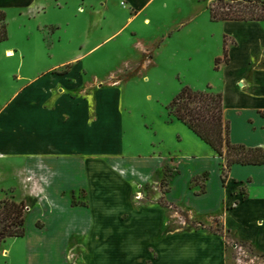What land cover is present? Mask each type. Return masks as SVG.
I'll return each instance as SVG.
<instances>
[{
    "label": "rangeland",
    "instance_id": "1",
    "mask_svg": "<svg viewBox=\"0 0 264 264\" xmlns=\"http://www.w3.org/2000/svg\"><path fill=\"white\" fill-rule=\"evenodd\" d=\"M163 1L154 4L161 7ZM165 1L169 7L157 10L150 22L144 20L151 15L146 8L136 15L125 0H34L40 7L37 16L10 11L9 36L0 42V102L13 92L4 75L10 80L19 72L32 77L41 67L55 65L51 70L61 73L73 66L72 62L60 65L63 61L83 53L85 81L119 82L105 96L99 95L103 109L96 113L93 108L90 113L85 147L70 139L80 155L65 152L38 157L31 164L35 177L32 181L26 175L27 183H22L15 170L20 161L0 163L3 182L13 188L17 200L25 198L26 212L31 208L24 236L6 239L9 257L0 255V264H24L25 257L36 264L84 260L170 264L175 251H180L177 247L197 243L205 232L224 240L226 264H264V252L240 239L245 234L242 211L248 212L250 204L226 210L234 201L232 176L237 178L244 170L234 171L222 187L220 169L225 158H217L208 144L166 110L183 86L206 90L207 81L220 83L221 77L207 68L208 57L220 49L222 32V24L210 19L209 6L223 2ZM182 14L193 19L176 31L173 24ZM170 30L173 35L166 40ZM144 46H150L151 52L143 53ZM7 47L13 49V57L5 56ZM149 56L153 57L151 65L135 73L141 58L144 67ZM94 93L90 91L88 99ZM111 102L117 107L119 124ZM103 125L109 129L101 140ZM55 127L56 134L68 133V128ZM117 163L121 170L113 166ZM202 187L206 193L200 192ZM11 194L12 189H2L0 199ZM42 199L44 209L34 205ZM69 200L72 207L67 210ZM84 200L87 207L77 205L85 204ZM46 205L52 212L63 211L62 215L53 213V220L49 219ZM76 218L92 221L93 228L87 236L73 231L69 239L63 224ZM36 221L44 227L38 228ZM76 242L89 246V251L71 252ZM148 243L158 250V260Z\"/></svg>",
    "mask_w": 264,
    "mask_h": 264
},
{
    "label": "crops",
    "instance_id": "2",
    "mask_svg": "<svg viewBox=\"0 0 264 264\" xmlns=\"http://www.w3.org/2000/svg\"><path fill=\"white\" fill-rule=\"evenodd\" d=\"M125 1L136 15L146 8L151 14L144 18L146 22H150V17H154L157 10L169 7L168 2L165 0L162 2L161 7L154 4L156 0ZM39 9L40 7L34 4V0H0V11L5 14L6 28L10 11L33 17L40 14ZM179 19L178 23L173 24L176 31L189 23L193 17H186V15L182 14ZM212 22L222 24L221 46L217 52L208 57L207 68H211L218 74L221 77V81L219 84L214 83L212 80L207 81L204 88L209 86L211 90L220 92L222 95L223 116L225 121L229 123L230 141L251 147L260 146L264 148V115L261 114L264 111V20H220ZM40 26L41 24L36 26V30H40ZM54 27L58 28L57 26ZM172 33L173 30L167 33L166 40L173 35ZM226 38L229 39V42L226 41L228 60L220 62L216 68L215 58L222 57L224 39ZM7 50H12L13 55L5 56L13 57V49L11 47L4 49L5 52ZM142 51L145 54L150 53V46H144ZM84 58L85 53L75 55L73 58L63 61L60 65L72 62L73 66L61 73L51 70L55 66H58L55 65L48 68L41 67L32 77L21 72L17 75L18 77L14 75L13 80H10L5 75L2 77L12 85L13 92L6 100L4 99L0 102V163L8 161L16 163L15 159L20 161L21 165L17 167L16 163V168H14L19 178L22 179V183L29 181H27L26 175H30V180L33 181L36 172L33 170L31 164L38 157L59 155L65 152H71V155H80L77 154L80 150L71 145L70 139L75 138L85 147V140H87V134H89L88 125L91 123L89 121L90 113H92L93 108L96 113L103 109V105L99 101V95L105 96L108 90L115 87V84L119 82V80H116L104 85L98 83V79L97 81L95 79L96 83H94V80L93 82L90 80L85 81L83 76L86 71L85 63L83 62ZM152 59L153 57L149 56L144 67L140 60L135 69L138 66L140 68L135 73L150 66ZM90 91L95 92L94 98L88 99L87 95ZM111 103V107H113L116 115L114 121L119 124L118 121L120 119L117 107L113 105V102ZM175 121L178 120L175 119ZM55 125H61L65 129L68 128V133L64 135L56 134L58 130ZM103 126L104 128L101 129L102 135L98 137L101 140L105 139V132L109 129V125ZM56 140H63V142L57 143ZM221 159L224 160L223 158ZM113 166L117 169H122L118 163ZM87 167L90 168L89 165ZM238 168L244 171L237 178L232 176L233 187L231 196L234 195V201L227 204L226 210H235L239 207L242 208V206L247 208L248 204H250L247 208L248 212L242 211L245 234H242L240 239L249 243H255V247L264 252V163L245 165L235 163L231 165L225 186L221 184L222 187L227 186L231 174L234 171H239ZM242 188H244V191ZM2 189H12L13 193V188L7 186L0 177V191ZM204 193H206V190ZM84 201L85 204L77 205L87 207V200ZM44 202L46 203L42 199V201L35 202L34 205L44 209ZM70 202V200L65 202L67 210L72 207ZM46 206L48 210V205ZM47 212L50 214L49 219L51 220H53V213L59 215L63 213V211L52 212L50 209ZM59 218L57 215L58 220ZM36 226L38 228L44 227V225L39 226L37 221ZM63 226L65 227L62 231L65 232L69 239H72L73 231L87 236L93 228L92 221L89 224L88 219L85 218L71 219L66 224H63ZM256 233L257 237H255ZM22 237H8L6 239ZM6 239L0 243V255L1 257L8 258L9 250L4 246ZM198 239L197 243L180 244L182 247L176 248L180 251L177 254L175 251V255L172 256L174 258L172 259L173 262H170V264H226L224 259L225 243L221 237L215 233L205 232L204 234L200 233ZM123 244L125 246V243ZM39 246L42 247V245ZM36 247L31 251H34ZM73 247L71 252L74 249H81L83 252L89 251V246L80 245L78 242ZM148 248L154 253L155 260H158V250L154 249L153 243H148ZM50 250L52 249L49 248L48 251ZM164 252L167 253V250H164ZM24 260V264H36V262H28L26 257ZM155 263L147 261L144 264ZM79 264L101 263L84 260Z\"/></svg>",
    "mask_w": 264,
    "mask_h": 264
},
{
    "label": "trees",
    "instance_id": "3",
    "mask_svg": "<svg viewBox=\"0 0 264 264\" xmlns=\"http://www.w3.org/2000/svg\"><path fill=\"white\" fill-rule=\"evenodd\" d=\"M220 5L209 6L210 19L220 20H264V0H216ZM227 1V2H225ZM2 22V23H1ZM8 38L5 14L0 11V42ZM228 60L226 40L222 57L215 58V67ZM169 116L180 121L225 163L221 165L220 179L225 186L231 165L263 164L264 148L232 143L229 137V123L223 119L222 95L208 86L206 90L183 86L166 106ZM264 115V111L261 112ZM201 193L205 189L201 188ZM25 199L17 200L13 193L0 199V243L8 237H22L25 234ZM186 222H190L187 213H183Z\"/></svg>",
    "mask_w": 264,
    "mask_h": 264
},
{
    "label": "bare ground",
    "instance_id": "4",
    "mask_svg": "<svg viewBox=\"0 0 264 264\" xmlns=\"http://www.w3.org/2000/svg\"><path fill=\"white\" fill-rule=\"evenodd\" d=\"M5 55H6V56H12V55H13L12 50H7V51L5 52Z\"/></svg>",
    "mask_w": 264,
    "mask_h": 264
},
{
    "label": "built area",
    "instance_id": "5",
    "mask_svg": "<svg viewBox=\"0 0 264 264\" xmlns=\"http://www.w3.org/2000/svg\"><path fill=\"white\" fill-rule=\"evenodd\" d=\"M26 209V208H25Z\"/></svg>",
    "mask_w": 264,
    "mask_h": 264
}]
</instances>
